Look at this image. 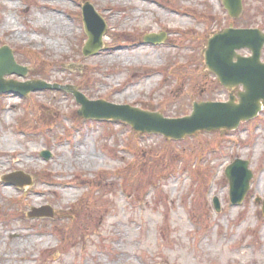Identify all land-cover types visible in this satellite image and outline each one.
I'll return each mask as SVG.
<instances>
[{
  "label": "rangeland",
  "instance_id": "1",
  "mask_svg": "<svg viewBox=\"0 0 264 264\" xmlns=\"http://www.w3.org/2000/svg\"><path fill=\"white\" fill-rule=\"evenodd\" d=\"M120 1L123 8L115 0H0V48L30 71L7 78L71 85L91 101L176 119L194 102L228 101L203 63L208 38L241 18L264 32V0H242L238 20L221 0ZM86 2L106 25L103 48L88 57ZM161 32V44L143 42ZM78 109L60 91L0 95V264H264V110L235 131L171 142L83 120ZM236 159L253 176L243 202L231 206L224 170ZM15 172L31 185L2 182ZM24 192L42 194L28 206ZM42 207L49 217H28ZM18 232L31 241L17 247Z\"/></svg>",
  "mask_w": 264,
  "mask_h": 264
},
{
  "label": "water",
  "instance_id": "2",
  "mask_svg": "<svg viewBox=\"0 0 264 264\" xmlns=\"http://www.w3.org/2000/svg\"><path fill=\"white\" fill-rule=\"evenodd\" d=\"M231 19H238L242 13L241 0H221ZM82 21L87 41L82 48L84 57L97 54L103 48L102 36L106 26L92 6L85 3L82 7ZM165 34H150L145 43L160 44ZM264 49V32L252 28H228L215 33L207 40L202 50L204 65L218 83L228 91V101L194 102L190 115L169 119L157 112H148L128 105H115L103 100L90 101L71 85L49 84L42 80L18 82L7 76L25 78L29 68L16 63L13 51L8 46L0 48V95L13 94L21 98L31 93L56 90L71 95L79 105L77 115L84 120L113 121L128 125L139 134L160 135L174 142L199 133L234 131L240 123L254 119L264 109V63L261 61ZM248 50L249 57L237 52ZM238 89V90H237ZM237 91V92H236ZM45 160L49 153H41ZM229 186L231 205L242 203L252 178L248 162L236 159L224 171ZM2 182L17 188L30 186L31 180L22 172L3 176ZM259 201V200H258ZM213 208L219 212L217 198H213ZM50 209H33L29 218L49 217ZM264 216V201L261 206Z\"/></svg>",
  "mask_w": 264,
  "mask_h": 264
},
{
  "label": "bare ground",
  "instance_id": "3",
  "mask_svg": "<svg viewBox=\"0 0 264 264\" xmlns=\"http://www.w3.org/2000/svg\"><path fill=\"white\" fill-rule=\"evenodd\" d=\"M120 2H121L120 0H115V3L117 4V6L119 8H123V6H121ZM101 10H103V11H106V10L109 11L108 14H104L105 16L110 15L112 19L115 17V13L113 12V9L109 5H106L104 7H101ZM112 19H110V20L112 21ZM51 21H52V23H56V21L58 23H60V24L62 23L61 20L60 19H57V18H51ZM165 29L167 30V32H171L173 30L172 27H166ZM131 47H133V46L131 45ZM120 50H122V49L121 48H118V49L109 51V52L106 53V55H108V56H110L112 54L117 55ZM24 193H25V198L27 200L28 206H34L35 205L34 204L33 195L41 196V194H42L41 192H30L32 194H28V192H24ZM18 236H19V241H18V238L16 239V241H18L17 247L18 246H21V244H23V243L25 244V243L30 242L31 241V238H32L31 233L18 232ZM23 259L24 260H27L26 257L23 258Z\"/></svg>",
  "mask_w": 264,
  "mask_h": 264
},
{
  "label": "trees",
  "instance_id": "4",
  "mask_svg": "<svg viewBox=\"0 0 264 264\" xmlns=\"http://www.w3.org/2000/svg\"><path fill=\"white\" fill-rule=\"evenodd\" d=\"M247 23H248L247 20H244V19L241 18V19L239 20V22H237V23H232V26H237V27H238V26H240V25L242 24L243 27H250V26L247 25ZM236 24H237V25H236ZM168 143H169V142H168Z\"/></svg>",
  "mask_w": 264,
  "mask_h": 264
}]
</instances>
